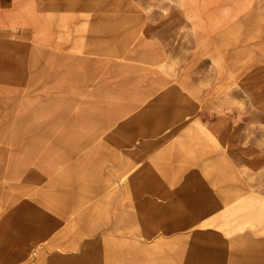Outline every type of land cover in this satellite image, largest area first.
Instances as JSON below:
<instances>
[{
	"label": "rangeland",
	"instance_id": "1",
	"mask_svg": "<svg viewBox=\"0 0 264 264\" xmlns=\"http://www.w3.org/2000/svg\"><path fill=\"white\" fill-rule=\"evenodd\" d=\"M46 2L29 28L35 36L19 38L24 28H13L10 38L0 37V63L17 70L13 111L1 114L6 127L11 118L15 134L4 131V141L15 138L17 177L37 180L21 204L31 211L24 231L29 260L6 264H264V180L253 171L232 176L239 189L234 198L225 192L221 214L200 216L171 207L168 195L151 188L159 184L130 182L131 170H120L122 162L134 163L137 143L150 138L121 135L115 117L110 123L104 114L100 92L105 73L121 72L106 63L119 62L118 51L133 35L108 39L109 54L95 61L88 52L94 45L102 50L99 34L108 25L117 34L127 23L120 15H134L137 8L123 0ZM233 4H224L221 13L253 20L248 40L264 48V0ZM74 149L70 164L61 165ZM63 202L74 203V210L62 213Z\"/></svg>",
	"mask_w": 264,
	"mask_h": 264
},
{
	"label": "crops",
	"instance_id": "2",
	"mask_svg": "<svg viewBox=\"0 0 264 264\" xmlns=\"http://www.w3.org/2000/svg\"><path fill=\"white\" fill-rule=\"evenodd\" d=\"M46 1L0 0V37L10 38L13 28H24L19 38L35 36L29 28ZM123 1L137 8L134 15H120L126 27L116 34L108 25L99 34L103 49L94 45L88 52L95 61L96 55L109 54L108 39L133 35L118 51L119 62L106 63L121 72L105 73L100 92L104 114H110V123L115 117L121 135L131 141L150 138L137 143L134 163L121 161L120 170H131L130 182L159 184L151 188L185 214L219 215L225 192L234 198L239 189L232 176L245 169L264 180V48L248 40L255 32L253 20L222 14L219 8L234 6L233 0ZM88 21L95 22V16ZM88 37L95 39V31ZM8 45L14 54V42ZM8 62L0 63V264L29 260L24 231L31 211L21 204L37 182L32 174L17 177L15 138L3 137L4 131L15 134L11 118L7 127L1 120L15 105L17 70ZM93 95L99 92L94 89ZM75 150L61 165L70 164ZM63 204L62 213L74 210V203Z\"/></svg>",
	"mask_w": 264,
	"mask_h": 264
}]
</instances>
